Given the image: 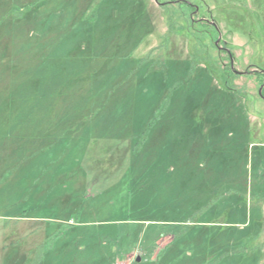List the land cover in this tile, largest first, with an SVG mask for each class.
<instances>
[{"label":"rangeland","instance_id":"obj_1","mask_svg":"<svg viewBox=\"0 0 264 264\" xmlns=\"http://www.w3.org/2000/svg\"><path fill=\"white\" fill-rule=\"evenodd\" d=\"M0 264H264V0H0Z\"/></svg>","mask_w":264,"mask_h":264},{"label":"trees","instance_id":"obj_2","mask_svg":"<svg viewBox=\"0 0 264 264\" xmlns=\"http://www.w3.org/2000/svg\"><path fill=\"white\" fill-rule=\"evenodd\" d=\"M138 2V1H137ZM137 6L139 7H141V4L140 3H137ZM144 8H142L141 9V11L143 10ZM132 10H133V7H132V9L130 10L129 9V12H127L126 14H125V18H126V20H128V18H129V20L131 19L130 18V12H132ZM110 12H111V14H109V16H111L112 15V13H113V10H110ZM146 12H145V14L143 15V13H141L140 14V20L138 21V25H141V24H143L144 22H145V18H146ZM109 16H108V18H109ZM143 16V17H142ZM113 20V23H114V19H112ZM126 20H125V22H120V23H115V25L117 26V25H123V24H127L129 21H127L126 22ZM80 38H81V36H79ZM167 102V101H166ZM159 107V106H158ZM165 108H166V105L164 104V103H162L161 105H160V108H157V111H160L159 112V117L162 115V114H164L163 112L165 111ZM153 125H154V122L152 121V119L147 123V125H146V129L144 130V132L140 135L141 136V142H142V145H138V146H136V148L137 149H142V147L145 145V143L147 142V140H148V138H149V133H150V131H151V129H152V127H153ZM208 208V205H206V206H204V209L203 210H205L206 211V209ZM203 210H202V212H203ZM204 211V212H205ZM73 217H75V218H77L76 216H73ZM142 224V223H141ZM170 224V223H169ZM169 224L168 223H162V225L163 226H169ZM152 225H154V224H152ZM159 225V224H158ZM170 225H173V226H176V225H174V224H170ZM160 228V227H159ZM175 228V227H174ZM177 228V227H176ZM156 229H158L157 227H156ZM160 231V230H159ZM170 232V231H169ZM154 249H152V250H150L149 251V255L150 254H152V251H153ZM160 254H161V252H160Z\"/></svg>","mask_w":264,"mask_h":264},{"label":"water","instance_id":"obj_3","mask_svg":"<svg viewBox=\"0 0 264 264\" xmlns=\"http://www.w3.org/2000/svg\"><path fill=\"white\" fill-rule=\"evenodd\" d=\"M218 43V42H217ZM260 93H262L261 91H260Z\"/></svg>","mask_w":264,"mask_h":264}]
</instances>
